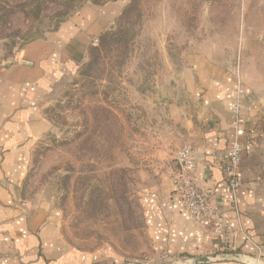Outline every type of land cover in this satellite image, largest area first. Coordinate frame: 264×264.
<instances>
[{"label":"rangeland","instance_id":"obj_1","mask_svg":"<svg viewBox=\"0 0 264 264\" xmlns=\"http://www.w3.org/2000/svg\"><path fill=\"white\" fill-rule=\"evenodd\" d=\"M93 1L112 0H0L7 60ZM120 1L104 44L98 40L50 94L44 114L51 129L32 151L21 194L54 212L74 247L107 250L121 264H159L149 261L143 178L128 164L130 150L152 126L161 89L192 60L231 69L250 83L264 128V0Z\"/></svg>","mask_w":264,"mask_h":264},{"label":"crops","instance_id":"obj_2","mask_svg":"<svg viewBox=\"0 0 264 264\" xmlns=\"http://www.w3.org/2000/svg\"><path fill=\"white\" fill-rule=\"evenodd\" d=\"M122 7L120 0L86 3L10 61L0 44V264L124 262L107 250L74 247L61 234L55 213L21 194L32 151L51 129L44 114L50 94L86 62L95 39L110 29ZM159 97L160 109L150 111L152 126L135 135L139 144L130 150L134 161L128 159L143 178L149 261L239 253L247 260L197 264H264V128L258 93L231 69L192 60ZM234 139L251 140L241 159L236 206L230 202L223 163L213 158ZM184 145L197 151L192 174L221 199L231 229L225 235L194 221L174 191V159Z\"/></svg>","mask_w":264,"mask_h":264},{"label":"built area","instance_id":"obj_3","mask_svg":"<svg viewBox=\"0 0 264 264\" xmlns=\"http://www.w3.org/2000/svg\"><path fill=\"white\" fill-rule=\"evenodd\" d=\"M98 39H95L96 44ZM238 112V107H236ZM239 118L237 117L236 124ZM251 140L241 142L231 141L228 149L220 154H213V158L223 163L230 202L237 205V192L241 185L240 165L244 150ZM196 149L192 145H184L178 149L174 164V191L183 202L191 218L196 222L209 225L216 234L225 235L231 231L230 224L220 208L221 199L216 198L210 189L203 186L192 174ZM257 260V259H256Z\"/></svg>","mask_w":264,"mask_h":264},{"label":"water","instance_id":"obj_4","mask_svg":"<svg viewBox=\"0 0 264 264\" xmlns=\"http://www.w3.org/2000/svg\"><path fill=\"white\" fill-rule=\"evenodd\" d=\"M247 255H242L239 253H217L208 255L205 257H197V258H186L183 261L178 259L176 261L172 262H163L159 264H197V263H204V262H210L214 260H247ZM258 261V260H257ZM259 262V261H258ZM132 264H151L148 262H136Z\"/></svg>","mask_w":264,"mask_h":264},{"label":"trees","instance_id":"obj_5","mask_svg":"<svg viewBox=\"0 0 264 264\" xmlns=\"http://www.w3.org/2000/svg\"><path fill=\"white\" fill-rule=\"evenodd\" d=\"M113 1H118V0H112V1H108V2H113ZM92 3H95V4H104V3H107V2H104V3H100L99 1H93ZM60 26H58V28H59ZM57 28V29H58ZM56 30V29H55ZM108 31V30H107ZM107 31L106 32H104L103 34H101L100 36H99V40H101V43L102 44H104V40L106 39V37H108V35H107ZM41 38V37H40ZM36 39H38V38H36ZM33 40H35V39H33Z\"/></svg>","mask_w":264,"mask_h":264}]
</instances>
